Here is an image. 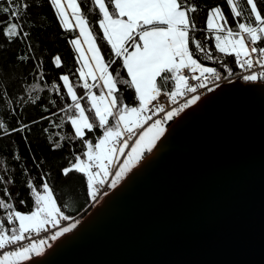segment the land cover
I'll use <instances>...</instances> for the list:
<instances>
[{
	"label": "snow or ice",
	"instance_id": "snow-or-ice-1",
	"mask_svg": "<svg viewBox=\"0 0 264 264\" xmlns=\"http://www.w3.org/2000/svg\"><path fill=\"white\" fill-rule=\"evenodd\" d=\"M48 2L55 8L62 26H66L68 16L62 0ZM66 2L76 21L80 37L88 43V51L92 53V61L95 62V68H91L85 60L83 68L89 69L87 72L83 68L78 69L80 79L85 81L83 88L90 107L82 106L81 100L84 97H78L68 75H61L59 80L63 82V90L72 101V104L59 109V112L65 114L64 119L60 122L52 120L51 117H55L57 113L45 107L43 111H48V116L41 115L39 120H33L31 124L21 121L19 127L10 130L0 120V129L6 133H23L30 131L31 125L46 121L49 127L42 131L49 134L50 147L61 149V141L66 137L59 132H50V128L61 129L65 123L70 124L71 139L81 141L87 150L82 153L72 152L68 166L60 171L65 178L71 174H81L84 177L83 183L86 184L87 197L92 202H98L101 195L108 194L107 191H102L105 185L108 189H115L145 158V153L153 151L157 141L166 132L164 124L201 99V95L196 94L198 89L211 92L213 88L208 87L206 82L210 78L216 81L222 79L217 68L205 66L202 60L221 63L229 77L240 75L233 73L223 57L214 56L208 45L197 39V31L218 33L215 35L216 51L223 56L235 55L236 65L248 72L240 77L244 81L264 80V70L255 71L257 66L264 69L262 0H244V3L241 0H225L230 6L231 19L236 23L229 27V18L225 16L221 6L217 5L208 11L205 30L198 29L193 16L198 7L190 0H90L102 14V18L98 20L99 28L117 58L107 62L96 46V37L85 14L94 9L82 11L88 0ZM33 3L35 0L32 3L30 0H0V35L7 44L19 41L26 46L23 54L18 55V61L31 59L41 69L39 75L33 77L38 83L30 84L25 89V95L17 101H10L14 105H23L26 99L36 104L41 97L37 95L33 99L31 94L45 90L41 87L45 77L42 71L43 61L35 56L30 43L29 28L34 21L29 9ZM207 39L205 35L204 40ZM70 43L81 53L78 59H83L80 39H72ZM53 63L60 68L61 58L54 57ZM117 64L119 68L113 67ZM121 68L126 70V77L120 71ZM96 72H99V76ZM89 78L94 82L91 85L87 83ZM98 80L102 84L95 83ZM192 81L196 83L193 84ZM121 86L133 90L130 103L122 95ZM97 87L102 89L99 95L91 91ZM52 91L63 95L55 83L52 84ZM7 95V89L0 92V103ZM178 97L188 98L178 102ZM51 103L55 104L54 101ZM9 111L14 113L16 109L13 107ZM96 129L101 130L102 134L95 141L87 139V133ZM47 175H41L43 182L39 186L35 185L34 180H27L34 199V207L27 214L16 210L10 189L4 187L12 184L13 179L0 175V192L4 197L0 198V210L6 213L4 219L0 220V264H21L41 257L46 248L53 246L49 241L56 242L72 233L81 223L80 219L66 214L65 209L69 213L72 210L70 199L61 201V206H58L57 194L46 179ZM71 194L69 186L68 196L71 197ZM20 203L23 204L24 201ZM52 229L58 230L51 231ZM42 232L51 234L36 239Z\"/></svg>",
	"mask_w": 264,
	"mask_h": 264
},
{
	"label": "water",
	"instance_id": "water-1",
	"mask_svg": "<svg viewBox=\"0 0 264 264\" xmlns=\"http://www.w3.org/2000/svg\"><path fill=\"white\" fill-rule=\"evenodd\" d=\"M21 264H264V83L190 106L72 233Z\"/></svg>",
	"mask_w": 264,
	"mask_h": 264
},
{
	"label": "trees",
	"instance_id": "trees-1",
	"mask_svg": "<svg viewBox=\"0 0 264 264\" xmlns=\"http://www.w3.org/2000/svg\"><path fill=\"white\" fill-rule=\"evenodd\" d=\"M33 0H30L32 3ZM79 2V0H78ZM198 7V11L193 14L197 23L198 29H207L206 21L210 8L217 5L221 6L226 17L229 18V27H233L236 23L231 19L230 6L225 0H190ZM244 3V0H241ZM264 3V0H262ZM85 9H94V11L86 12L87 18L90 20V26L96 37V44L100 49V54L105 62L109 59H117L111 52V46L103 38L101 29L99 28L98 20L102 18L98 8L93 5L90 0L83 5L82 11ZM250 11V8L248 9ZM29 13L33 18L34 23L30 26L31 32L30 43L35 51V56L43 61L42 71L45 73L44 81L41 87L45 90L31 94L41 98L36 104L28 102L26 99L23 105L12 104L10 101H17L25 95V89L30 84L38 83L33 77L39 75L41 70L33 60L21 62L17 60L18 55L23 54L25 45L19 41L12 44H7L3 36L0 35V92L7 89V96L3 97V102L0 103V120L4 121L7 128H16L20 126V122L31 124L33 120H39L41 115L48 116V111H43L47 107L51 112H56L52 120L60 122L64 119L65 114L59 112V109L68 104H72L71 98L67 96L63 90V82L59 80L61 75H68L70 83L73 84L74 90L78 97H84L81 100L82 106L90 107L85 95L86 90L83 88L84 82L80 79L78 68L79 60L75 46L70 43L72 39L78 38V33L71 25L62 26L61 19L58 18L55 8L48 0H35L33 6L29 9ZM247 15V12L245 13ZM254 19V18H253ZM197 39L204 41L212 54L216 57H223V60L231 68L232 72L238 69L234 54L232 56H223L216 51L214 32L197 31L195 33ZM205 35L208 39L204 40ZM59 56L61 58V67L57 68L53 63V58ZM205 66L215 67L221 75L228 74L225 72L221 63L217 61L202 60ZM119 68V64L113 65ZM112 71V68H109ZM120 71L126 77V70L122 68ZM55 83L63 92L52 91V84ZM88 84H93L90 81ZM96 83V82H95ZM122 95L126 97V102H131V97L134 95L133 90L126 89L121 86ZM91 91L100 93L99 87L92 88ZM54 101L53 105L51 102ZM15 107L16 111L10 112L9 109ZM49 124L46 121H41L38 124L31 125L30 131L20 132H5L0 129V175H5L13 179L12 184L4 185L10 189L11 200L16 207V210L27 214L34 207V199L30 189L27 186V180H34L35 185L42 184L41 175L47 173L46 179L54 187L58 197V206H61V201H71V212L66 209V214H71L78 219L84 218L89 211L91 201L87 197L86 184L83 183L84 177L81 174H71L65 178L61 169L68 166L69 158L72 152L82 153L87 149L79 140L71 139V126L65 123L61 129L50 128V132H59L66 139L61 141L63 145L61 149H53L50 147L49 134L42 131L43 128H48ZM102 134L99 129L92 133H87V139L95 141ZM27 137V140H25ZM148 153H145L147 155ZM18 157V159H17ZM39 165V167L37 166ZM6 170V171H5ZM69 186L71 188V197L68 196ZM0 198H4L0 192ZM20 201H24L23 204ZM6 213L0 210V220H3Z\"/></svg>",
	"mask_w": 264,
	"mask_h": 264
},
{
	"label": "built area",
	"instance_id": "built-area-1",
	"mask_svg": "<svg viewBox=\"0 0 264 264\" xmlns=\"http://www.w3.org/2000/svg\"><path fill=\"white\" fill-rule=\"evenodd\" d=\"M233 58H234V61H235V59H236V58H235V55H234ZM237 67H238V66H237ZM261 70H264V69L259 68V66H257V68L255 69V71H257V72H259V71H261ZM218 72H219V71H218ZM233 73H238V74H240V75H239V76H237V75H233V76H231V77H229L228 74H226V75H221V76H222V79L216 81V80L210 78L206 83H207L208 87L213 88V90L216 89L217 87L223 85V84L230 83V82H234V81H240V82H242V83H264V80H257V81H254V82H246V81H244V80H243L242 78H240V77H241L242 75L248 74V72L242 70V69L239 68V67H238V69H237L236 71H233ZM192 83L195 84L196 82H195V81H192ZM217 85H218V86H217ZM208 93H209V91H207L206 89H198V92H197L196 94H200L201 97H203V96L207 95ZM190 95H192V94H189V96H190ZM187 98H188V97H184V98H179V97H178V102H182L183 99H187ZM175 106H177V105H171V107H175ZM161 115H162V114H161ZM177 117H178V116H177ZM177 117L173 118V120L176 119ZM156 118H159V117H154V119H156ZM173 120L166 122V123L164 124V127L167 128ZM134 139H135V138H134ZM127 150H129V149H126V151H127ZM109 182H110V177H109ZM106 184H107V182H106ZM102 191H107V193H109L110 191H112V189H108V188L106 187V185H105V187L102 189ZM105 197H106V195H101V196L99 197V201H98V202H92V201H91V203H90V205H89V211H90L92 208H94L95 206L99 205V204L104 200ZM89 211H88V212H89ZM88 212H87V213H88ZM87 213H86V214H87ZM75 218L78 219V217H75ZM65 223H66V222H65ZM46 227H47V226H46ZM56 230H58V229H52L51 231H56ZM50 234H51V232H47V233L42 232L41 235H40L39 237H36V239H39V238H42V237H46V236H48V235H50ZM49 243L54 244L55 242H51V241H49ZM46 249H47V248H46Z\"/></svg>",
	"mask_w": 264,
	"mask_h": 264
},
{
	"label": "crops",
	"instance_id": "crops-1",
	"mask_svg": "<svg viewBox=\"0 0 264 264\" xmlns=\"http://www.w3.org/2000/svg\"><path fill=\"white\" fill-rule=\"evenodd\" d=\"M62 4H63V6H64L65 9H66V14L69 15V16L71 17V9L68 8V5H67L66 0H62ZM83 47H84L85 53H84V51H83ZM83 47L80 46V48H81V52H83V54H84V58H83V59H78V60H79V68H78V69H80V67L83 66L85 60H87V61L89 62L91 68H95V62L92 61L91 53L88 51L87 46H86V47L83 46ZM75 49H76V46H75ZM77 54H78V58H79L80 55H81V53H80V52H77ZM88 70H89V69L84 68L83 71L87 72ZM78 73H79V76H80V72H79V71H78ZM96 75L99 76V72H96ZM82 81L85 83L84 80H82ZM88 81H90L91 83H93V81H92L91 78H89V79L87 80V82H88ZM96 83H97V84H102V81H99V80H98V81H96ZM99 90H100V92L102 91V89H100V88H99ZM103 91H106V90H103ZM92 93H93V94H96V95H99V93H97V92H95V91H92Z\"/></svg>",
	"mask_w": 264,
	"mask_h": 264
},
{
	"label": "rangeland",
	"instance_id": "rangeland-1",
	"mask_svg": "<svg viewBox=\"0 0 264 264\" xmlns=\"http://www.w3.org/2000/svg\"><path fill=\"white\" fill-rule=\"evenodd\" d=\"M68 16V23H67V25H71L72 27H74L75 29H76V31H77V33H78V38L80 39V46H87V48H89V45H88V43H85L84 42V38L83 37H80V34H79V29L76 27V21H75V19H73L72 18V12H71V17L69 16V15H67ZM126 19V18H125ZM206 25H207V21H206ZM102 31V30H101ZM102 34H103V31H102ZM216 34H218V33H214V39H215V35ZM96 43V42H95ZM216 43V42H215ZM96 46H97V44H96ZM98 47V46H97ZM83 51H84V53H85V50H84V47H83ZM91 53V52H90ZM91 58H92V53H91ZM94 62V61H93ZM83 68V66L82 67H80V69H82ZM83 70H84V68H83ZM127 151H130V149L129 150H127ZM86 159V158H85ZM123 158H121V160H122ZM83 219V218H82ZM81 219V220H82ZM80 220V221H81Z\"/></svg>",
	"mask_w": 264,
	"mask_h": 264
},
{
	"label": "bare ground",
	"instance_id": "bare-ground-1",
	"mask_svg": "<svg viewBox=\"0 0 264 264\" xmlns=\"http://www.w3.org/2000/svg\"><path fill=\"white\" fill-rule=\"evenodd\" d=\"M203 97H204V96H203ZM203 97H201V99H202Z\"/></svg>",
	"mask_w": 264,
	"mask_h": 264
}]
</instances>
